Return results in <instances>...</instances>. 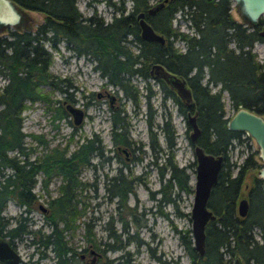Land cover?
Instances as JSON below:
<instances>
[{
  "label": "trees",
  "instance_id": "1",
  "mask_svg": "<svg viewBox=\"0 0 264 264\" xmlns=\"http://www.w3.org/2000/svg\"><path fill=\"white\" fill-rule=\"evenodd\" d=\"M13 1L23 8L41 12L43 18L22 30L6 27L5 33L0 35V75L4 78L0 85V236H7L11 242L22 235L34 237L30 240L34 246L49 247L55 257L54 264H83L79 253L84 252L87 246L77 249L70 238L84 214L81 190L87 182L80 178V172L91 165L92 157L101 160L104 157L101 139L92 133L68 149L71 133L63 144L49 145V140L41 133L21 130V111L34 102L44 103L45 109L50 111L53 127L58 125L53 122L55 119L68 115L64 105H54L44 89L48 85L51 89L67 92L62 84L65 78L49 70L51 51L58 49L61 40L75 55L87 56L93 62L92 68L105 79L104 83L120 89L135 106L139 102L140 91L131 80L133 76L143 80L145 91L142 94L145 103L150 105L152 90L148 68L152 62L161 63L185 79L192 97L189 108L162 80L154 81L161 88L163 98L169 97L174 101L178 113L184 115L186 110L196 111L199 133L195 142L207 152L222 154L223 162L207 200V207L215 218L205 225L203 254L196 255L189 228H174L179 242L189 257V264H229L234 257L241 259L243 264H264V182L253 174L248 177L249 170L256 166L253 157L256 151L247 153L236 165L235 173L231 172L230 166L234 163L228 162L227 151L232 140L242 141L243 132L226 128L228 116H224L221 98L225 91L233 109L241 105L264 114V35L258 33L264 18L260 17L249 28L234 21L228 13L231 0H166L153 17L147 18L153 29L165 38L159 43L143 40L138 35L135 13L144 9L151 0H128L127 12H124L126 0H105L113 10L108 23H104L95 10L88 16H82L76 0ZM177 11L185 15L195 33L190 34L171 25ZM128 33L133 36H128ZM176 41L183 45V50L174 44ZM255 42L263 43L260 57L253 49ZM212 87L216 88L212 90ZM123 111L112 110L110 132L114 143L126 145L127 122L120 114ZM159 128L165 144L160 149L164 150L165 157L158 166L159 194L155 197L150 191L149 196L155 199L158 207L169 203L179 215H186L178 210L177 200L182 192L192 191L186 167H192L194 163L178 166L173 159L174 128L168 117ZM25 135L35 143H24ZM149 139L152 151L158 149L154 132H149ZM138 177L127 178L118 170L108 177L106 185L109 196L116 199L117 218L121 224L119 232L124 234L125 243L134 238L129 235L127 220L136 225L134 228L140 225L134 218V206L126 204L127 195L133 191ZM53 178H59V181L56 193L50 196L48 184ZM36 183L39 190L47 195L46 211L42 212L49 227L45 233L40 228L32 229L27 216L38 204L37 193L33 190ZM243 183H247L245 196L248 208L240 217L234 212L233 202L239 196ZM8 200L22 206L17 216L3 214ZM122 208L124 215L119 214ZM11 220L13 225L9 226ZM87 222L83 220L82 237L100 249ZM254 228L258 237L254 236ZM118 233L108 227L107 235L119 243L106 244V247L119 249L123 246L124 241L118 239ZM107 263L100 260V264Z\"/></svg>",
  "mask_w": 264,
  "mask_h": 264
},
{
  "label": "rangeland",
  "instance_id": "2",
  "mask_svg": "<svg viewBox=\"0 0 264 264\" xmlns=\"http://www.w3.org/2000/svg\"><path fill=\"white\" fill-rule=\"evenodd\" d=\"M76 7L82 16L92 14L93 10H95L104 20H109L111 17V5L106 4L104 0H76ZM229 13L234 19L239 20L232 2L230 3ZM28 14L32 18L30 21L32 25L41 22L43 18V14L38 11L28 10ZM172 24L178 26L180 30L191 31L186 19L178 11L172 18ZM261 26L263 25L261 24ZM174 44L178 46L179 50L184 49L180 42L176 41ZM45 46L48 47L47 43H45ZM57 47V50L51 51L52 62L49 70L57 76L65 78L62 84L67 88V92L51 89L48 85H45L44 89L48 91V97L54 105L63 104L62 100H64L82 107L87 114L75 125L72 123L71 116L68 113V115L60 119H55L53 122L58 125L53 127L49 119L50 111L45 109L44 103L34 102L21 111V130L41 133L44 138L49 140V145L57 142L63 144L71 133L72 138L68 149H72L82 140V137L96 133L99 135L104 147L103 156L108 154L111 156L109 162H106L104 157L102 160L96 156L92 157L91 165L84 167L80 172V178L87 182L85 188L81 190V202L84 203V214L81 219L88 221L87 223L94 233L93 239L99 243L98 245L101 246L102 250H100L101 248H94L91 243H88L82 237L83 220L79 222V226L70 238L71 244L77 249L87 246V249L84 252H80L79 255H84L88 259L92 256V253L89 252L92 249L95 253V264H100L101 259L106 260L107 264H189V257L185 254L174 228L178 230L189 228L190 226L188 211L191 206L192 191L188 193L182 192L177 200L178 210L187 213L186 215H179L178 211L169 203L158 207L155 199L149 196L150 191L153 192L155 197L159 194L157 192L160 185L158 166L165 157L164 150L160 149L165 144L159 127L165 117L169 118V124L174 128L173 159L176 164L184 166L193 162L192 147L188 140L190 127H187L185 116L177 112L176 105L171 98H163L162 90L154 79L149 78L152 94L149 97L150 105L148 106L142 94L145 91L143 80L137 76L132 77V82L137 85L140 91L139 102L135 106L134 103H131L130 100L123 96L120 89L109 83H104L105 79L92 68L93 62L87 56L75 55L71 49L65 47L64 41L61 40ZM262 47L263 43L261 42H256L253 45L258 57L262 54ZM3 82L4 78L0 77V84ZM215 88L212 87V90ZM104 89L112 91L116 97L118 108L114 109V111L124 110L123 113L120 112V114L124 115L127 122V130L125 131L127 134L124 135L134 141L133 145L135 147L131 152V158L127 161L123 158V152L117 151L115 146L112 147L111 145L110 116L112 109L109 108L107 99L104 96L96 97L94 94L96 91ZM68 93H70V98H68ZM221 98L223 100L224 116L227 117L232 113L233 108L229 104L225 91L222 92ZM147 118L151 121V126L148 125ZM149 132L155 133L159 145V148L154 151L150 148ZM242 138L241 142L232 140L227 151L228 162H234L230 166L232 173H235L236 165L245 154L253 150L256 151V145L252 138L246 135H242ZM24 143L34 144L35 141L29 135H25ZM117 144L121 143L118 142ZM39 149L40 146L38 145L37 150ZM114 152L118 154L120 161H123L124 165L118 158H115ZM133 155L135 157H132ZM254 157L257 160V164L249 170L248 177L250 174L256 175L257 169L262 166V162L257 159L256 154H254ZM193 166L194 164L192 167H186L189 172L191 189ZM117 167L120 168L122 174L127 178L139 176L138 182L134 183L133 191L129 192L126 198V204L134 206L135 221L140 223L134 228L136 225H132V222L127 220L129 235L134 236L132 241L128 243H125L124 234L119 232L121 231V224L117 218L116 199L109 196V191L106 188L108 177L118 171ZM164 175L166 176L167 174ZM58 181L59 178H53L49 182L50 196L56 193ZM246 185L247 183H243L241 186L237 200L239 197L245 196ZM38 186V183H36L33 187V190L37 193V203L45 205L47 195L40 191ZM21 210L22 206L12 200H8L3 209V214L5 216H17ZM122 210L120 213L118 212L120 215H124V208ZM162 212H166L167 215L165 216ZM27 216L32 229L40 228V231L44 233L49 230L42 212L37 206ZM11 222L12 220L9 226L13 225ZM108 227H111L114 232H119L117 234L118 239L124 241L121 244L123 245L121 248L110 249L106 247V244L119 243V241H114L111 236L107 235ZM254 231V236L258 237L256 228H254ZM31 239H34V237L23 235L13 239V247L21 259L16 264H54L55 257L49 247L34 246L30 241ZM155 255L160 256L161 261ZM164 260L166 262H163Z\"/></svg>",
  "mask_w": 264,
  "mask_h": 264
},
{
  "label": "water",
  "instance_id": "3",
  "mask_svg": "<svg viewBox=\"0 0 264 264\" xmlns=\"http://www.w3.org/2000/svg\"><path fill=\"white\" fill-rule=\"evenodd\" d=\"M165 0H158L150 5L147 13H152L155 9L160 8ZM234 10L238 17L249 25H254L260 16H264V0H232ZM26 8L21 7L13 0H0V30L10 27L22 30L30 26L31 16ZM139 27V37L146 41L164 42V36L156 32L153 27L143 18V12L136 13ZM260 35H264V25L258 30ZM148 75L151 79H160L172 90L179 98V101L190 106L192 103L191 91L182 76L168 70L159 62H152L148 68ZM99 93V91H97ZM109 103L114 98L112 91H106ZM67 113L71 116L73 124H78L84 116V109L76 104L62 100ZM196 111L187 112L186 121L190 127L188 138L193 142L199 132L195 120ZM226 128L230 130H239L248 137L252 138L256 145L257 159L262 162L256 171V176L264 182V114L258 113L247 107L237 105L232 113L227 117L225 122ZM124 151V148H122ZM193 153V180H192V201L188 211L190 221L189 233L191 243L196 255L200 256L204 252L205 225L208 220L215 218V215L207 207V200L212 186L216 182L217 173L223 160L222 154H213L205 151L200 145H192ZM37 207L45 211L46 207L38 203ZM247 201L241 197L237 201V210L240 216L246 213ZM92 256L86 264H94L95 253L89 250ZM20 256L13 243L5 235L0 236V262L4 264H16L20 261ZM230 264H243L242 260L234 257Z\"/></svg>",
  "mask_w": 264,
  "mask_h": 264
},
{
  "label": "flooded vegetation",
  "instance_id": "4",
  "mask_svg": "<svg viewBox=\"0 0 264 264\" xmlns=\"http://www.w3.org/2000/svg\"><path fill=\"white\" fill-rule=\"evenodd\" d=\"M105 1V0H104ZM156 1H158V0H152L144 9H142V10H138V11H136V13L137 12H139V11H142L143 12V18L151 25V23L147 20V18L150 16V17H153L161 8H162V6L164 5V3H165V1H164V3H163V5L160 7V8H158V9H155L152 13H147L146 12V9L150 6V5H152L154 2H156ZM232 2V0L230 1V3ZM125 6H126V9L124 10V12H127L128 10H129V1L128 0H126L125 1ZM234 7V6H233ZM112 8V7H111ZM229 9H230V4H229V7H228V13H229ZM111 11H113V10H111ZM96 12V11H95ZM136 13H135V18H136ZM97 14V13H96ZM230 14V13H229ZM90 15V14H89ZM97 15H99V14H97ZM88 16V15H87ZM99 16H101V15H99ZM230 16H231V14H230ZM102 17V16H101ZM174 17V16H173ZM172 17V18H173ZM232 17V16H231ZM260 17H262V18H264V16H260ZM259 17V18H260ZM233 18V17H232ZM258 18V19H259ZM102 19H103V17H102ZM186 19V18H185ZM111 20V17H110V19L108 20H104L103 19V21H104V23H108L109 21ZM233 20L234 21H237V22H241V23H243L244 25H247V26H249V28L251 27V25H249V24H247L246 22H244V21H242L240 18H239V20H236V19H234L233 18ZM186 21H187V25L189 26L190 24H189V20L188 19H186ZM136 22H137V27H138V21H137V18H136ZM257 23V22H256ZM171 25L172 26H174L173 24H172V20H171ZM262 25H264V23L262 22ZM175 27H177L178 28V26H175ZM190 28H191V31L190 32H188V31H185V32H188V33H190V34H193V33H195L194 32V29L191 27V26H189ZM262 26H260V28H261ZM10 28V27H9ZM259 28V29H260ZM14 29V28H13ZM179 29V28H178ZM258 29V30H259ZM5 30H6V27L4 28V29H2V30H0V35L1 34H4L5 33ZM180 30V29H179ZM184 31V30H183ZM138 35H139V27H138ZM128 36H133L131 33H128ZM256 43V42H255ZM262 43V42H261ZM230 45H231V43H230ZM254 45V44H253ZM263 48V47H262ZM0 77H1V75H0ZM2 84V83H1ZM0 84V85H1ZM106 89H104V90H102V91H99V93H97V91L94 93L95 94V96L96 97H105V99H107V103H108V106H109V108L110 109H112V110H114V109H116V108H118V106H117V104H116V97L114 96V98L111 100V104L109 103V100H108V96L106 95ZM74 104V103H73ZM186 107H188L189 108V106H186ZM112 110H111V113H112ZM177 110V109H176ZM84 111H85V109H84ZM194 111V110H193ZM193 111L192 112H190L189 110H186L185 111V113H184V116L186 115V113L187 112H189V113H193ZM178 112V111H177ZM87 114V112L85 111L84 112V115H86ZM181 115H183V114H181ZM185 120H186V118H185ZM186 124H187V127L189 126L188 125V123H187V121H186ZM199 133V132H198ZM198 135V134H197ZM197 135H196V137H197ZM242 135H245L244 133L242 134ZM242 135H241V137H242ZM247 136V135H246ZM196 137H195V139H196ZM195 139L193 140V142H190V140H189V138H188V140H189V143H190V145H191V147H192V145L194 144V143H196L195 142ZM110 140H111V133H110ZM125 140H127V143L128 144H126V145H122V144H116V143H114L112 140H111V145H112V147L113 146H115V149L118 151H121V152H123V158H124V160L125 161H127V160H129L131 157H130V155L132 154L131 152H132V150L134 149V145H133V143H134V141L133 140H131L130 138H127V136L125 137ZM197 144V143H196ZM120 145H122V146H120ZM122 148H124V151H122ZM136 148H138L137 146H136ZM112 149V148H111ZM104 151V150H103ZM114 156H115V158H118V160L120 159V157H118V154L116 153V152H114ZM245 156H246V154H245ZM244 156V157H245ZM132 157H135L134 155L132 156ZM243 157V158H244ZM253 157H254V155H253ZM104 158H105V161L106 162H109L110 161V159H111V156L108 154V155H106V156H104ZM243 158H242V160H243ZM254 159H255V161H256V164H257V160H256V158L254 157ZM242 160L240 161V162H242ZM120 161V160H119ZM120 162H122V165H124V162L123 161H120ZM194 162V161H193ZM222 162H223V160H222ZM239 162V163H240ZM232 163H234V162H232ZM127 164V163H126ZM221 166H222V163H221ZM220 169H221V167H220ZM219 169V170H220ZM117 170H120V168L119 167H117ZM219 172V171H218ZM217 175H218V173H217ZM217 179V178H216ZM209 197V196H208ZM245 198H246V201H247V208H248V200H247V197L246 196H244ZM240 198V197H239ZM238 198V199H239ZM237 198L235 199V201L233 202V205H234V212L238 215V216H240L239 214H238V210H237ZM39 209V208H38ZM40 210V209H39ZM41 212H44L43 210H40ZM46 211V210H45ZM246 212H247V209H246ZM246 214V213H245ZM244 214V215H245ZM243 215V216H244ZM241 217V216H240ZM79 258L81 259V261L83 262V264H86L87 263V261H88V257H86V256H82V255H80L79 256ZM158 260H160L161 261V259H160V256H158V258H157ZM163 262H166V260H164ZM0 264H4V263H2V262H0Z\"/></svg>",
  "mask_w": 264,
  "mask_h": 264
}]
</instances>
